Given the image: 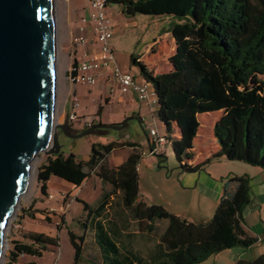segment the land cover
Wrapping results in <instances>:
<instances>
[{"label": "trees", "instance_id": "16d2710c", "mask_svg": "<svg viewBox=\"0 0 264 264\" xmlns=\"http://www.w3.org/2000/svg\"><path fill=\"white\" fill-rule=\"evenodd\" d=\"M108 3L121 5L129 16L171 19L168 33L177 47L169 59L172 70L144 74V78L158 98V118L167 126L176 124L180 129L181 137L174 144L179 160L181 154L189 159L200 127L199 116L223 112L213 128L218 151L201 164L184 165L182 169L193 173L226 158L264 172V0H108ZM102 132L96 130L92 134ZM117 147L116 143L94 144L86 162L77 161L73 154L66 157L62 152L49 156L40 179L42 193H46L51 176L81 187L94 174L112 187L97 207L82 202L106 264H202L224 251L249 249L257 243L244 226V211L253 202L249 177L233 180L235 191L225 189L213 219L195 225L163 206L144 203L137 171L142 153L135 150L123 165L113 168L108 157ZM117 193L135 220L151 224L167 222L149 263L131 252L121 253L116 243L119 233L107 231L99 222L109 198ZM27 239L30 244L15 242L14 262L21 255L42 258L50 247L59 245L57 237L44 234H28ZM71 240L77 263L82 248L76 240L83 239L71 235ZM238 264H264V255L253 262Z\"/></svg>", "mask_w": 264, "mask_h": 264}, {"label": "crops", "instance_id": "0c3cea01", "mask_svg": "<svg viewBox=\"0 0 264 264\" xmlns=\"http://www.w3.org/2000/svg\"><path fill=\"white\" fill-rule=\"evenodd\" d=\"M90 1L61 0V47L67 58L64 81L60 93V117L63 123L66 122L68 124L69 129L72 131H70L71 133L78 134L89 129L83 125V122L93 124V127L110 125L116 128H121L126 122L125 126L118 130L96 128L92 132L100 130L104 131V133L92 134L90 132L87 134L90 136L87 140V145L92 148L94 144H119V147L115 148L108 157V163L113 168L123 165L135 150L142 153V158L137 168L141 200L149 206H163L169 213L191 224L198 225L210 222L222 200L225 189L232 193L235 191L233 180L249 177L251 179L253 202L244 211V226L248 236L256 239L257 243L249 249L235 248L224 251L210 257L202 264H238L240 261H255L264 255V203H261L259 208L256 203V199L261 198L264 194V172L262 169L222 158L211 162L199 171L186 172L182 169L184 165L195 167L205 161L203 160L204 155L207 159L209 158L210 153L206 152L204 154L202 151V148H207L205 141L206 128L202 127L203 133L201 135L197 133L194 140L191 153L194 154L195 158L193 160L186 159L181 154L179 160L180 156L175 150L174 144L175 140L181 137L180 129L176 124L169 127L158 118V105L141 102L134 92L121 93L107 71L98 73L97 83L91 88L83 85L72 86L70 84L68 73L71 67L75 63L91 59L97 54L96 44L92 40L83 46L74 44V38L80 35L79 28L82 26V19H88L90 16ZM109 12L111 15L117 16L123 12V7L112 4L109 6ZM130 17L133 19L130 22L132 26L131 35H136L142 40V36L148 32L151 24H154V31L157 37L140 55H136V51H134L126 55L128 60L121 61L116 54L113 42L120 34V24L113 23L115 36L111 41V46L118 66L122 71L133 74L137 81L141 79L142 82L145 81L144 74L170 72L172 66L169 59L177 49L172 35L168 33L171 19L159 17L147 22L146 20L148 19L144 20V18L138 21V15ZM90 34V26H88L86 35L90 36ZM167 46H169L168 51ZM73 94L79 98L80 106L77 110V116L81 123L68 121ZM218 113H221L218 117L220 119L223 112L199 116V121L202 118H210ZM128 128H130V131L127 130ZM213 128L211 136L215 147L218 149ZM149 129H156L161 135L168 137L170 145L164 155L143 156L150 149ZM112 131L114 134L110 133ZM127 143L135 146H120ZM73 147L68 146L65 152L61 148V152L66 157L71 154L75 155L76 160L79 162H86L89 159V155L85 159H77L78 154ZM53 177L51 176L48 181L53 179ZM57 180L61 179L57 178ZM224 254H226L225 258L214 261L216 257Z\"/></svg>", "mask_w": 264, "mask_h": 264}, {"label": "rangeland", "instance_id": "374dc122", "mask_svg": "<svg viewBox=\"0 0 264 264\" xmlns=\"http://www.w3.org/2000/svg\"><path fill=\"white\" fill-rule=\"evenodd\" d=\"M60 7L61 0H57L58 80L55 122L59 125L68 126L66 122L63 123L60 117V93L64 81L67 60L61 47ZM110 17L114 24H120V34L113 42L115 44L116 54L121 61L128 60L126 55L134 51H136V55H140L153 42V39L157 37L154 31V24H151L148 32L142 36L141 40L140 37L131 35L132 26L130 22L133 19L125 12L117 16L110 14ZM138 18V21L144 18V20L148 19L146 21L149 22L153 18L159 17L138 15ZM168 50L169 46H167ZM139 82L142 83V80L140 79ZM220 115L221 113H218L210 118L205 117L207 119L202 118L200 121L198 133L201 135L203 128H206L205 141L207 148H202V151L204 154L206 152L210 153L209 157L218 151L211 135L212 128L219 121L218 117ZM127 130L130 131V128ZM69 133L73 134L70 131ZM110 133L114 134L113 131ZM56 134L63 152L67 150L68 146H74L73 148H75V152L78 154L77 159H85L86 156L91 154V147L87 145V140L90 136L85 135L77 139H70L64 134L62 135L60 130L56 131ZM191 154L186 156L193 160L195 157L193 153ZM48 157L45 154H41L31 164V169L34 168V171L31 173L28 193L21 201L5 234V250L2 264H106L103 259V253L96 243L95 230L91 225L90 218L87 217L83 209L82 202L92 207H97L103 201L104 196L111 193L112 187L109 184H103L94 174L81 187L69 185L53 177V179L47 182L46 193H42V182L40 179L42 167L47 163ZM203 157V160L207 159L205 155ZM255 194L257 193L255 192ZM256 203L258 208L261 203H264V194L261 198L256 199ZM99 222H102V225L107 231L112 233L113 231H117L119 233L116 237V243L121 253L126 255L127 252H131L139 260L146 261L147 263L155 255L161 243V237L167 227V222L165 221H157L151 224L149 222L135 220L130 212L123 207L120 193L114 194L109 198L106 211L103 217L99 219ZM32 233L57 237L59 239V245L57 247H50L43 254L42 258L21 255L14 262L12 260V252L15 242L30 244L27 236ZM71 235L83 239L82 241L76 240V243L82 248L77 263L74 261L75 249L72 245ZM225 257L226 254L220 255L214 261L221 260Z\"/></svg>", "mask_w": 264, "mask_h": 264}, {"label": "water", "instance_id": "95a60500", "mask_svg": "<svg viewBox=\"0 0 264 264\" xmlns=\"http://www.w3.org/2000/svg\"><path fill=\"white\" fill-rule=\"evenodd\" d=\"M57 0H0V264L10 221L26 197L31 164L41 154L58 155L55 125L58 80Z\"/></svg>", "mask_w": 264, "mask_h": 264}, {"label": "built area", "instance_id": "2783aa9c", "mask_svg": "<svg viewBox=\"0 0 264 264\" xmlns=\"http://www.w3.org/2000/svg\"><path fill=\"white\" fill-rule=\"evenodd\" d=\"M108 0H91L90 16L82 19V26L79 28L80 35L74 38L76 46L88 44L91 40L95 42L97 54L93 58L85 59L72 66L68 73V80L72 86L83 85L93 87L97 83V75L100 71L109 72L116 87L121 93L134 92L141 102L158 105V98L151 85L145 80L142 83L136 77L124 72L118 66L111 41L115 36V28L109 14ZM90 26V36L86 35L87 28ZM80 106L79 98L73 94L71 99V113L68 121L71 123L79 122L77 110ZM87 128L93 124L83 122ZM150 149L143 156H161L166 153L170 145L166 135H161L156 129H149Z\"/></svg>", "mask_w": 264, "mask_h": 264}, {"label": "bare ground", "instance_id": "6f19581e", "mask_svg": "<svg viewBox=\"0 0 264 264\" xmlns=\"http://www.w3.org/2000/svg\"><path fill=\"white\" fill-rule=\"evenodd\" d=\"M55 125H57V123L54 121ZM34 168L31 169V173H33ZM4 250H5V242H4Z\"/></svg>", "mask_w": 264, "mask_h": 264}, {"label": "flooded vegetation", "instance_id": "af4514ba", "mask_svg": "<svg viewBox=\"0 0 264 264\" xmlns=\"http://www.w3.org/2000/svg\"><path fill=\"white\" fill-rule=\"evenodd\" d=\"M62 135H63V133H62Z\"/></svg>", "mask_w": 264, "mask_h": 264}]
</instances>
